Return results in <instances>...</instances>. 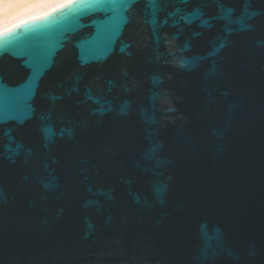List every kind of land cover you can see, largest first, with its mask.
I'll return each instance as SVG.
<instances>
[{
  "label": "water",
  "instance_id": "1",
  "mask_svg": "<svg viewBox=\"0 0 264 264\" xmlns=\"http://www.w3.org/2000/svg\"><path fill=\"white\" fill-rule=\"evenodd\" d=\"M86 4L0 48V264H264V0Z\"/></svg>",
  "mask_w": 264,
  "mask_h": 264
},
{
  "label": "snow or ice",
  "instance_id": "2",
  "mask_svg": "<svg viewBox=\"0 0 264 264\" xmlns=\"http://www.w3.org/2000/svg\"><path fill=\"white\" fill-rule=\"evenodd\" d=\"M61 3V7L54 9L52 13L45 14L44 16L40 17H33L31 20L23 21L21 24H18L12 28L2 29L0 30V48H2L5 44L11 42L10 36L16 33L19 29L24 28L28 24H34L36 21L40 20H47L50 16L54 15L57 12H64L68 10L69 12H75L78 8L83 7H90L91 5L86 4V0H59ZM129 3L135 2V0H128ZM181 2H187V0H181ZM247 2V0H246ZM229 13L233 10L228 9ZM258 12H252L251 15L255 16L258 15ZM211 19L205 21L204 23L207 26H211ZM155 23V21H153ZM166 23V21H165ZM127 107V103L122 105L121 111ZM14 114L9 113L7 116H4V110L0 109V122H3L4 119L13 118ZM71 133V130H68ZM20 146H18L19 149ZM156 151V145L150 143V146L145 150L144 159L146 161H151L154 159V152ZM53 179H58V177H53ZM47 186V185H46ZM154 192L157 196H160L165 191V186L162 184H153ZM2 195V193H0ZM97 203V201H89V204ZM216 241V243H213ZM222 247V240L219 231L217 230L215 233L210 234L207 230L206 226H201V247L199 249L200 255V264H209L210 260H214L218 258L220 252L218 251L219 248Z\"/></svg>",
  "mask_w": 264,
  "mask_h": 264
},
{
  "label": "bare ground",
  "instance_id": "3",
  "mask_svg": "<svg viewBox=\"0 0 264 264\" xmlns=\"http://www.w3.org/2000/svg\"><path fill=\"white\" fill-rule=\"evenodd\" d=\"M59 0H0V30L60 6Z\"/></svg>",
  "mask_w": 264,
  "mask_h": 264
}]
</instances>
